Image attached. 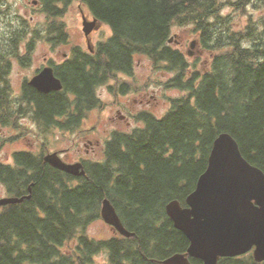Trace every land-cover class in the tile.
I'll list each match as a JSON object with an SVG mask.
<instances>
[{
  "label": "trees",
  "instance_id": "16d2710c",
  "mask_svg": "<svg viewBox=\"0 0 264 264\" xmlns=\"http://www.w3.org/2000/svg\"><path fill=\"white\" fill-rule=\"evenodd\" d=\"M39 2L44 28L13 18L11 1L0 0V14L6 15L0 33V124L24 133L29 127L22 120L30 117L45 136L54 129L74 132L90 111L105 106L99 87L120 73L132 76L138 55L149 57L155 69L175 71L160 84L186 94L172 98L163 117L141 113L144 127L115 131L106 141L104 160L84 162L85 176L52 166L43 151H18L13 163L0 162V184L8 194H31L0 207V264H163L186 252L190 240L175 227L167 205L178 200L187 206L216 137L232 134L244 157L264 171V0ZM74 2L108 25L112 35L93 52L76 45L69 58L51 63L63 89L43 93L26 80L17 98L10 79L13 60L28 65L38 41L54 47L68 43L63 17ZM237 16L246 17L247 25L236 27ZM174 26H190L199 36L211 55L207 70L169 43ZM112 87L131 90L127 81ZM105 198L134 236L98 240L88 234L102 218ZM103 252L107 258L101 262L97 256ZM191 262L202 264L197 258ZM218 264L264 261L249 252Z\"/></svg>",
  "mask_w": 264,
  "mask_h": 264
},
{
  "label": "rangeland",
  "instance_id": "374dc122",
  "mask_svg": "<svg viewBox=\"0 0 264 264\" xmlns=\"http://www.w3.org/2000/svg\"><path fill=\"white\" fill-rule=\"evenodd\" d=\"M10 1L13 6V18L23 17L30 21L31 26L44 28L46 15L41 11L40 3H35L36 0ZM82 11L88 17H92L89 10L85 6H81L79 2L70 5L63 17L70 34L68 43L54 47L45 40L38 41L32 61L28 65H22L17 59L13 60L10 79L17 98L22 95L24 82L30 80L49 61L60 64L71 53L74 46L88 47L83 31ZM251 12L256 16L261 15L260 12L252 10ZM5 19L6 15L0 14V33L5 27ZM19 20L21 18H18ZM236 22V27L247 25L244 16H237ZM100 29V32L97 31L91 35L92 43L99 44L112 35V30L108 25L104 24ZM171 38L170 44L174 48L182 50L191 64L198 65L201 70L209 68L211 55L204 49L199 36L193 32L190 26H174ZM176 39L181 43H177ZM193 42L194 46H192ZM175 74V71L155 69L149 57L138 55L132 76L120 73L117 79L99 87L98 95L106 104L102 109L96 108L90 111L80 129L74 132L54 129L53 132L45 136L40 133L30 117L22 120L26 127H29L24 133L23 129L0 124V162L13 163L14 154L23 150L35 153L58 151L59 155L68 161L79 158L84 161H103L106 141L112 137L115 131L131 132L137 127H144V122L139 119L141 113L150 112L157 117H163L171 108V99L186 94L178 88H165L163 84H160L161 81L163 83ZM123 81L129 82L131 85V90L128 92L122 93L120 90L114 91L113 87L110 88ZM8 195L6 187L0 184V198ZM87 232L98 240L108 239L119 234L103 218L94 221ZM97 258L103 262L106 260L107 254L103 252Z\"/></svg>",
  "mask_w": 264,
  "mask_h": 264
},
{
  "label": "water",
  "instance_id": "95a60500",
  "mask_svg": "<svg viewBox=\"0 0 264 264\" xmlns=\"http://www.w3.org/2000/svg\"><path fill=\"white\" fill-rule=\"evenodd\" d=\"M83 25L88 47L94 51L90 34L102 22L85 16ZM29 84L43 93L63 89L52 66H45ZM44 160L72 175H86L82 162L68 163L58 152L47 153ZM30 198V193L22 197L6 196L0 198V207ZM186 202L187 206H183L178 200L171 201L167 213L175 227L188 237L190 245L186 252L163 259V264H192L191 258L200 259L202 264H218L223 257L249 252L256 261H264V171L244 157L238 141L229 132L216 137L208 166ZM102 217L118 233L135 235L125 227L109 198L103 200Z\"/></svg>",
  "mask_w": 264,
  "mask_h": 264
},
{
  "label": "flooded vegetation",
  "instance_id": "af4514ba",
  "mask_svg": "<svg viewBox=\"0 0 264 264\" xmlns=\"http://www.w3.org/2000/svg\"><path fill=\"white\" fill-rule=\"evenodd\" d=\"M88 17L85 13H84V11H82V17L84 18V17ZM88 18H90V17H88ZM90 19H92V17L90 18ZM102 29V28H101ZM101 29H99V30H101ZM99 30H95V31H93L92 33H91V35H94V33H96L97 31L98 32H100ZM90 35V36H91ZM176 41H177V43H181L180 42V40H178V39H176ZM70 55V54H69ZM69 55L65 58V59H67V58H69ZM64 59V60H65ZM53 64V61H49V63L47 64V65H45V66H48V65H51L52 66V64ZM119 112L121 111V110H118ZM123 116V115H122ZM91 141V140H90ZM92 142V141H91ZM67 162H69V163H74V162H79V161H81V162H83L84 163V160L83 159H81V158H79V159H77V160H74V161H68V160H66Z\"/></svg>",
  "mask_w": 264,
  "mask_h": 264
}]
</instances>
